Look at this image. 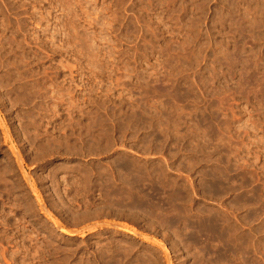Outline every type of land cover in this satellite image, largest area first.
<instances>
[{
    "label": "rangeland",
    "instance_id": "1",
    "mask_svg": "<svg viewBox=\"0 0 264 264\" xmlns=\"http://www.w3.org/2000/svg\"><path fill=\"white\" fill-rule=\"evenodd\" d=\"M228 1L0 0V264H204L197 246L175 247L157 216L137 211L141 192L109 193L99 181L113 160L150 169L162 158L194 208L223 216L244 241L226 264H264V0H235L233 10ZM176 84L190 96L170 142L143 153L150 130L133 139L119 108L154 102L146 108L158 119L149 90ZM198 119L219 140L203 143ZM93 140L114 142L100 155L77 151ZM179 164L180 176L170 172ZM214 164L231 168V191L218 197L201 180ZM172 186L161 183L159 197Z\"/></svg>",
    "mask_w": 264,
    "mask_h": 264
},
{
    "label": "bare ground",
    "instance_id": "2",
    "mask_svg": "<svg viewBox=\"0 0 264 264\" xmlns=\"http://www.w3.org/2000/svg\"><path fill=\"white\" fill-rule=\"evenodd\" d=\"M226 5L229 10H233L236 1L229 0ZM224 18L223 16L222 19L224 20ZM236 67V65H233L234 74H236ZM146 93L148 92L146 91ZM149 93L160 99L158 109L155 110V115L159 117L158 119H153L151 116L154 115L149 108H146L148 103L153 105L154 102L140 101L136 104L128 105L127 109L126 106H121L119 109L123 108L125 112L120 115L119 119L122 120L117 124L121 128L133 129V139L136 138L135 134H138L140 130H150L144 132V136L140 139L139 145H137L138 150L143 153H157L163 151L165 144L170 142V125H174L172 116L179 117L182 115L183 104L181 102L188 99L190 95L184 93L177 84L171 89V93L167 89H151ZM161 99H165V101L162 102ZM208 108L212 111L216 110L213 104H209ZM107 115L111 116L110 114ZM210 118L212 120L215 119L214 113H210ZM204 123V119H198L195 124L198 129L205 126L204 135L199 137V139L205 144H209L216 139L219 140L216 132L211 128V123H206L205 125ZM177 131H175L176 136L179 134ZM162 133H164L165 139L161 140ZM176 139L178 140V138ZM113 142V140L106 141V146L109 147ZM106 146L101 145L100 140H93L88 144L86 150L78 149L77 151H83L88 155H100L105 151ZM210 148V146L206 147L205 151ZM191 151L195 152L192 146L189 148V152ZM127 152L139 156L130 150ZM180 152L181 148L177 147L175 142L171 143L170 149H167L168 156L173 159L177 158ZM167 164V160L162 158V161L155 167L152 166L149 169L146 165L138 163V161L113 160V162L99 166L102 173L98 174V177L102 187L106 188L109 193L113 192L119 195L125 193V195L128 194V197H131L141 192L142 195L135 201L137 211L145 216H157L160 221L158 224L164 227L167 232L170 231L176 238L175 247L181 245L182 249L187 251L197 246L200 259L204 264H226L225 257L227 256L230 260L234 259L244 245L242 238L238 236L232 226L226 224L228 220H225L223 216L217 214L205 216L199 204L194 208V202L190 200V191L186 190L184 185L181 188L177 187V179H170L168 176L170 167ZM180 169H182V166L179 164L170 172L180 176ZM229 170L231 168L226 166L225 171L221 172L219 167L214 164L206 174H203L201 180L204 194L218 197V195L227 190L231 191V188H229L232 184L229 182L230 177H226V173L228 174ZM103 173L106 175H103ZM86 175L88 176V174ZM153 180L158 186L161 183L166 185L171 181L173 183L171 197H159L161 187L157 186L156 195L158 198H154ZM114 181H118L121 186L113 185ZM225 181H228L229 184L225 185L227 183ZM191 189H194L193 186ZM54 226L60 230L58 225ZM62 232L66 238H73L76 235L72 231L62 230ZM90 232H93V230ZM124 233L126 236L141 239L142 243H152L147 237L139 236L133 231L125 230Z\"/></svg>",
    "mask_w": 264,
    "mask_h": 264
}]
</instances>
